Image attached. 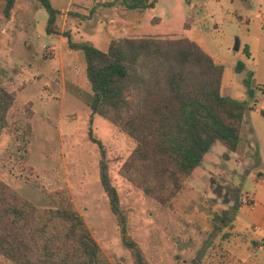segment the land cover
I'll return each mask as SVG.
<instances>
[{"label": "rangeland", "instance_id": "1", "mask_svg": "<svg viewBox=\"0 0 264 264\" xmlns=\"http://www.w3.org/2000/svg\"><path fill=\"white\" fill-rule=\"evenodd\" d=\"M51 1L63 9L57 19L60 34L47 33L40 13H48L38 0H17L12 23L7 22L6 0H0V85L17 95L0 137V179L41 206L51 205L49 192L68 190L70 200L63 208L79 212L113 264H133L100 180L101 151L90 137L92 129L105 144L112 182L129 212V231L151 264H264L263 243H254L252 232L236 224L241 196L256 193L255 201L264 204V184L255 180L260 168L250 158L261 152L259 146L243 140L235 157L216 143L172 205H159L119 174L134 141L102 116H92L84 52L68 55L64 36L77 25L73 39L102 50L109 40L127 36L189 37L224 64L223 87L233 88L230 98L262 103L264 94L251 76L257 67L245 48L250 46L263 70L257 36L264 25L255 16L264 13V0H251L250 7L242 0H156L143 10L117 4L101 7L91 19L81 14H90L94 0ZM70 62L76 63V76L66 67ZM239 62L246 71L237 69ZM236 158L248 160L246 166L237 165ZM0 264L15 263L0 254Z\"/></svg>", "mask_w": 264, "mask_h": 264}, {"label": "trees", "instance_id": "2", "mask_svg": "<svg viewBox=\"0 0 264 264\" xmlns=\"http://www.w3.org/2000/svg\"><path fill=\"white\" fill-rule=\"evenodd\" d=\"M16 1L6 0V16ZM38 1L48 13L47 33L60 34L57 19L62 10L51 0ZM94 1L90 14H81L83 18H91L103 6L122 4L143 10L156 3ZM64 36L71 49L84 52L92 116H102L134 141L119 174L159 205H172L215 143L237 150L247 105L223 94L224 64L195 40L127 36L112 40L102 50L74 41L71 30ZM245 52L250 55L247 47ZM243 68L239 62L237 69ZM16 96L0 85V137L9 125ZM28 112L32 117L31 107ZM28 129L32 130L30 122ZM90 137L100 147L99 176L121 240L133 264H151L129 231V212L112 182L105 144L92 129ZM49 197L50 206L38 205L0 179V254L15 264H113L79 212L63 208L70 200L68 190H53Z\"/></svg>", "mask_w": 264, "mask_h": 264}, {"label": "crops", "instance_id": "3", "mask_svg": "<svg viewBox=\"0 0 264 264\" xmlns=\"http://www.w3.org/2000/svg\"><path fill=\"white\" fill-rule=\"evenodd\" d=\"M242 1H245L247 7L251 6V0H242ZM14 12L15 11L13 8L11 11V15H10L11 17L7 21L8 23H12L14 21V19H15ZM259 13L260 12L256 13V15ZM40 15L44 18V23L46 25L47 19H48L47 14H44L41 12ZM240 17H241V15H240ZM241 18H243V17H241ZM89 19H91V18H89ZM156 19H159V21H160V18H156ZM81 25L83 26V23H81ZM75 26H77V25H74L70 28L71 33H72V37H73V34H75V30L79 29L78 27L76 28ZM215 26H216V28H218V23H215ZM262 31H264V30H262ZM78 32H79V30H78ZM92 37H93L92 35H86L84 38H88V40H91ZM257 37H258V42L260 44L259 45L260 46L259 58L261 60H263L262 62L264 64V32L260 33V35H258ZM77 42H79V41H77ZM109 42H110V40L108 41V46H109ZM25 43H26V41H25ZM27 46L30 49L32 45L27 43ZM247 46L246 47L249 49V52H250V55H248V58H249V60L252 61V66L254 67L256 65V67H257V69L255 71L251 72L252 80H254V82L256 84L259 83L257 86H260V89L262 90V92L264 94V69L263 70L260 69V60H257L253 56L254 53H253V51L250 50V46L249 45H247ZM239 48H240V46H239ZM69 51H70V53L68 55L76 56V55H78L79 50H74V49L70 48ZM60 67H61L62 71H64L65 68L68 67L74 73L73 76L77 75L76 63L74 64V63L70 62V64L66 65V67H65L64 63H61ZM83 68H84V73L86 76V62H85V65L83 66ZM243 70L246 71V69H243ZM87 81L88 80L86 77V82ZM222 90H223V94L227 97H230V95L233 94V88L232 87H226V88L223 87ZM256 99H258V98H256ZM263 111H264V100L262 101V103H260V101L254 100L253 103H250L249 105H247L238 148L236 151H231V152L235 153L234 155H235V157H237V155H238L237 153H239L238 151L240 149V144L242 143L243 140H245L250 147H252V142H255L259 146V149L261 152H259L258 156H256V157L254 156L253 158L252 157H250V158L253 159L252 161L253 162L255 161V164L260 168L257 170V173L255 174V180H261L264 184V171L262 169L264 167V160H263L264 159V115L262 113ZM255 121L258 122V126H259L258 130L256 128ZM246 126H247V129H245ZM217 143H219V142H217ZM248 155H251V154L249 153ZM229 156H230V154H229ZM239 159L236 160L237 165H239V166L243 165L245 167L246 164H244V162L247 163L248 160L244 161L243 158H239ZM194 173H195V171H194ZM194 173H193V175H194ZM255 196H256V193L254 194V196H252L253 197V205H247V204L243 203L242 200H240L241 204L238 203V215L236 217V224L239 223L242 226H244V228H246L249 231V233L252 232V234H253L252 241L253 242L259 241L260 244L263 243V247H264V204L255 201Z\"/></svg>", "mask_w": 264, "mask_h": 264}, {"label": "built area", "instance_id": "4", "mask_svg": "<svg viewBox=\"0 0 264 264\" xmlns=\"http://www.w3.org/2000/svg\"><path fill=\"white\" fill-rule=\"evenodd\" d=\"M257 19H259L264 24V13L260 12L256 15ZM48 49H50L48 47ZM260 88V86H258ZM242 202H244L247 205H253V197L249 194L241 196Z\"/></svg>", "mask_w": 264, "mask_h": 264}, {"label": "water", "instance_id": "5", "mask_svg": "<svg viewBox=\"0 0 264 264\" xmlns=\"http://www.w3.org/2000/svg\"><path fill=\"white\" fill-rule=\"evenodd\" d=\"M235 49H236V50L239 49V42H238L237 45L235 46Z\"/></svg>", "mask_w": 264, "mask_h": 264}]
</instances>
